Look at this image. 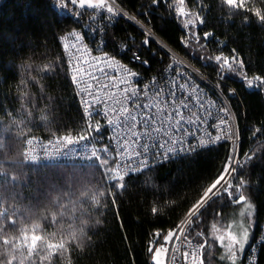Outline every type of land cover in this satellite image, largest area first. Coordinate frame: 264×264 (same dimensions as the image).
<instances>
[{"label":"trees","instance_id":"trees-1","mask_svg":"<svg viewBox=\"0 0 264 264\" xmlns=\"http://www.w3.org/2000/svg\"><path fill=\"white\" fill-rule=\"evenodd\" d=\"M116 2L199 67L232 107L242 137L241 167L229 192L202 208L188 232L189 239L206 243L203 264H225L214 242L209 251L211 228L227 224L241 196L255 217L247 250L264 221V0L235 6L224 0ZM179 7L197 23L185 25ZM81 26L60 16L51 0L0 6V264H150L160 239L198 205L228 161L223 144L110 184L97 166L28 163L27 138L85 132L61 47L62 36ZM103 37L111 51L137 52L146 77L169 60L167 49L145 40L133 20L105 27ZM221 59L232 68L227 71ZM256 264H264V243Z\"/></svg>","mask_w":264,"mask_h":264},{"label":"built area","instance_id":"built-area-1","mask_svg":"<svg viewBox=\"0 0 264 264\" xmlns=\"http://www.w3.org/2000/svg\"><path fill=\"white\" fill-rule=\"evenodd\" d=\"M4 1L0 0V6ZM51 2L60 16L82 23L79 29L62 36L61 47L86 129L79 135L38 139L35 158L26 161L100 167L112 162L113 175L122 178L224 144L230 152L224 168L226 177L224 186L217 187L213 196L229 192L230 182L241 167L242 137L229 100L220 88L116 0H110V7L97 6L88 11L76 0ZM121 18L133 20L145 40L153 39L167 49L169 60L160 73L146 77L140 69L145 64L135 51L129 55L125 48L107 49L105 27ZM234 95L231 90L230 96ZM195 216L188 215L160 239L150 264L170 232L166 264H203L201 244L188 238ZM262 243L264 221L258 240L245 254V264H256Z\"/></svg>","mask_w":264,"mask_h":264},{"label":"rangeland","instance_id":"rangeland-1","mask_svg":"<svg viewBox=\"0 0 264 264\" xmlns=\"http://www.w3.org/2000/svg\"><path fill=\"white\" fill-rule=\"evenodd\" d=\"M106 1L108 2V0ZM224 1L227 2L228 5L235 6L244 0H224ZM76 2L79 4L81 8H84L82 6L83 4L85 6L88 5L87 7L91 8V6L99 4L100 0H76ZM103 2L105 1L103 0ZM103 2L100 4H104ZM100 4L99 6H102ZM179 12L184 19L185 25L189 26V25H195L197 23L196 16L184 14L182 8L180 7H179ZM221 61L223 63V67L227 69V71L232 68L233 64H230L228 60L221 59ZM38 139L41 138L33 136L26 139L24 145V152H23V156L25 160H31V158H35L36 156L35 152L37 151L36 145L38 144ZM104 167L105 169L101 171L104 174H106L105 178L108 184H110L111 182H118L123 179V178H116L111 173H109L108 168L106 166ZM225 177H226V170H224V172L220 175L217 182L213 186H211L208 190H206L201 201L198 203L197 206H195L191 210L189 215L191 214L197 215V213L199 212L198 210L204 208L206 204H208L214 199L213 194L216 192L217 187L219 188V186L220 187L224 186L223 182ZM237 206H238L237 208L238 210L231 214L225 226L220 227L214 225L210 231L209 238L211 241L210 242L211 248L209 249V251H213V249H215L214 246L216 245L220 249V258L222 259L223 262H225V264H238V262L245 257V254L247 252L246 248L248 244H250L252 240L251 237L255 230V217L253 215V208L249 199L246 196H241L237 201ZM213 242L215 245L213 244ZM167 246L168 243L166 245L163 242L162 246H160L154 252L153 264H166V260L168 256ZM205 246L206 243L202 245L203 253Z\"/></svg>","mask_w":264,"mask_h":264},{"label":"crops","instance_id":"crops-1","mask_svg":"<svg viewBox=\"0 0 264 264\" xmlns=\"http://www.w3.org/2000/svg\"><path fill=\"white\" fill-rule=\"evenodd\" d=\"M105 2H103V0H100V2H99V4L100 3H104V4H100V5H102V6H104V7H110V4H111V2H109V0H108V2L106 1V0H104ZM99 4H96V5H94V6H91V8L90 7H87L88 5H82L84 8H89V9H93L94 7H96V6H99ZM172 233L170 232V233H168L167 235H166V237H165V240H164V244H166L167 245V243H168V246H167V250H168V254H169V250H170V245H171V240H172V235H171ZM167 258H168V256H167Z\"/></svg>","mask_w":264,"mask_h":264},{"label":"bare ground","instance_id":"bare-ground-1","mask_svg":"<svg viewBox=\"0 0 264 264\" xmlns=\"http://www.w3.org/2000/svg\"><path fill=\"white\" fill-rule=\"evenodd\" d=\"M237 172V171H236ZM236 174V173H235ZM235 174H234V176H235ZM234 176H233V178H234ZM233 178H232V180H233ZM232 180H231V182H230V185H231V183H232Z\"/></svg>","mask_w":264,"mask_h":264},{"label":"water","instance_id":"water-1","mask_svg":"<svg viewBox=\"0 0 264 264\" xmlns=\"http://www.w3.org/2000/svg\"><path fill=\"white\" fill-rule=\"evenodd\" d=\"M206 205H207V204H206ZM204 207H205V206H204ZM197 215H198V214H197ZM197 215H196V216H197Z\"/></svg>","mask_w":264,"mask_h":264}]
</instances>
